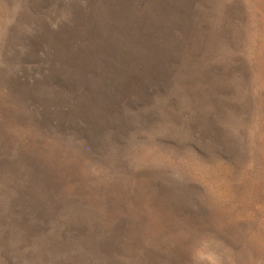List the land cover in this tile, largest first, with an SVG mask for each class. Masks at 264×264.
I'll return each mask as SVG.
<instances>
[{"label": "rangeland", "instance_id": "374dc122", "mask_svg": "<svg viewBox=\"0 0 264 264\" xmlns=\"http://www.w3.org/2000/svg\"><path fill=\"white\" fill-rule=\"evenodd\" d=\"M0 264H264V0H0Z\"/></svg>", "mask_w": 264, "mask_h": 264}]
</instances>
